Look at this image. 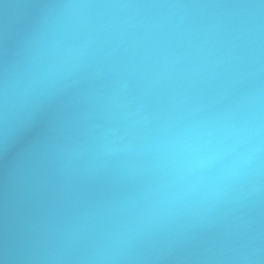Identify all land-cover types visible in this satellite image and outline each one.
<instances>
[{"label": "water", "instance_id": "obj_1", "mask_svg": "<svg viewBox=\"0 0 264 264\" xmlns=\"http://www.w3.org/2000/svg\"><path fill=\"white\" fill-rule=\"evenodd\" d=\"M0 264H264V0H0Z\"/></svg>", "mask_w": 264, "mask_h": 264}, {"label": "clouds", "instance_id": "obj_2", "mask_svg": "<svg viewBox=\"0 0 264 264\" xmlns=\"http://www.w3.org/2000/svg\"><path fill=\"white\" fill-rule=\"evenodd\" d=\"M256 132L257 129L252 125L232 130L233 135H240L241 133L255 135ZM213 135L214 131L201 133L196 130H190L167 141L166 147L178 167L195 168L203 163L199 158V154L210 143V138Z\"/></svg>", "mask_w": 264, "mask_h": 264}]
</instances>
